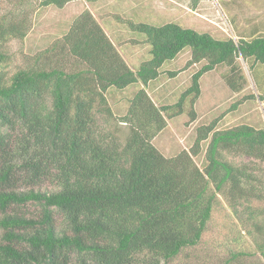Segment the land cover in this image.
Listing matches in <instances>:
<instances>
[{
    "label": "trees",
    "instance_id": "obj_1",
    "mask_svg": "<svg viewBox=\"0 0 264 264\" xmlns=\"http://www.w3.org/2000/svg\"><path fill=\"white\" fill-rule=\"evenodd\" d=\"M74 1L42 0L38 6L62 9ZM114 19L149 47V59L136 70L85 9L39 53L41 65L18 69L6 80L0 75V264H172L179 258L262 264L264 127L217 126L245 101L264 103V35L218 40L175 23ZM29 29L28 20L27 28L0 23V45L21 41ZM185 48V69L204 64L175 104L157 107L144 88ZM7 61L0 53V71ZM241 62L262 95L243 96L195 129L189 151L164 157L152 140L166 128V118L185 113L193 123L200 79L215 69L225 68L227 89L240 93L247 83ZM136 83L143 89L128 101L125 115L115 117L106 91ZM203 143L206 164L200 169L193 157ZM243 157L253 160L252 167L234 162ZM218 196L231 213L221 229L224 243L221 250L213 246L217 240L199 247Z\"/></svg>",
    "mask_w": 264,
    "mask_h": 264
},
{
    "label": "rangeland",
    "instance_id": "obj_2",
    "mask_svg": "<svg viewBox=\"0 0 264 264\" xmlns=\"http://www.w3.org/2000/svg\"><path fill=\"white\" fill-rule=\"evenodd\" d=\"M41 1L0 0V23L16 22L25 28L27 20L30 24V29L26 31L21 41L11 38L0 45V53L8 57L7 63L0 71L3 80L18 69L41 65L42 60L36 59L39 53L48 48L54 40L66 34L74 19L86 9V6H91V11L95 15L93 17H96V21L131 70H136L141 62L149 59V47L143 43L141 35L130 32L125 25L118 23L114 16L153 26L175 23L183 28L208 33L218 40L239 37L248 39L252 31H255L253 35H264V0H103L100 5H92L88 0H76L66 4L62 9L54 6L40 7L38 3ZM189 57V49H183L174 60L165 62L160 69V76L144 88L157 107L175 104L180 94L188 87L190 76L204 64L201 62L185 69ZM240 66L247 83L238 95L230 92L222 79L226 69L218 68L204 74L200 79L201 94L194 105L196 120L193 123H188L185 113L172 120H168L164 114L166 128L152 140L153 146L164 157L171 158L181 151H189L195 139V129L207 125L243 96L262 95L263 90L254 86L245 63L241 62ZM175 72H177L175 77L169 76ZM139 89H143V86L136 83L121 91L113 88L106 91L107 103L115 117L121 118L125 115L128 101ZM242 124L256 129L263 128L264 103L257 99L243 102L234 111L225 114L217 128L226 129ZM119 130L123 140L126 134L123 124L119 126ZM205 147L206 143H203L199 154L193 157V161L200 169L206 164ZM234 162L248 164L251 167L254 164L252 159L246 157L236 158ZM45 187L52 188L50 184H46ZM218 204L207 235L199 247H206L208 243L211 245L217 240L213 246L221 250V244L224 243L221 229L225 224V214L231 213L225 200L220 196ZM233 220L236 224L237 220ZM241 234H244V231ZM188 252L186 250L183 257ZM256 261L245 259L244 264H257ZM189 263L186 259L183 258L182 261L179 258L172 264Z\"/></svg>",
    "mask_w": 264,
    "mask_h": 264
},
{
    "label": "crops",
    "instance_id": "obj_3",
    "mask_svg": "<svg viewBox=\"0 0 264 264\" xmlns=\"http://www.w3.org/2000/svg\"><path fill=\"white\" fill-rule=\"evenodd\" d=\"M102 1L103 0H93V1H88V2H90V3H92V5H100V4H102ZM86 9L87 10H89L90 11V13L93 15V16H95L94 14H93V12L91 11V6L89 7V6H86ZM96 18V17H95ZM99 23V22H98ZM108 36V35H107ZM109 37V36H108ZM235 95H238V93L237 94H235Z\"/></svg>",
    "mask_w": 264,
    "mask_h": 264
}]
</instances>
